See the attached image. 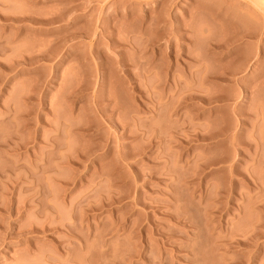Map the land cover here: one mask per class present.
Masks as SVG:
<instances>
[{
	"label": "rangeland",
	"instance_id": "374dc122",
	"mask_svg": "<svg viewBox=\"0 0 264 264\" xmlns=\"http://www.w3.org/2000/svg\"><path fill=\"white\" fill-rule=\"evenodd\" d=\"M0 264H264V0H0Z\"/></svg>",
	"mask_w": 264,
	"mask_h": 264
}]
</instances>
